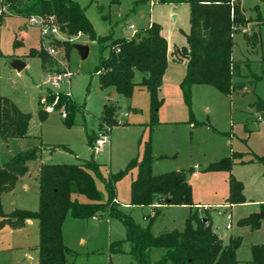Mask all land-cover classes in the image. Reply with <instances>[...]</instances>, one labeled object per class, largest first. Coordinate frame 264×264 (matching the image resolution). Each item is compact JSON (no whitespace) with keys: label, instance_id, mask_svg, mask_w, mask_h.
Wrapping results in <instances>:
<instances>
[{"label":"rangeland","instance_id":"rangeland-1","mask_svg":"<svg viewBox=\"0 0 264 264\" xmlns=\"http://www.w3.org/2000/svg\"><path fill=\"white\" fill-rule=\"evenodd\" d=\"M74 1L84 9L96 36L111 34L114 39H129L134 37L130 26L139 33L150 23H157L171 46H186L185 35L190 27L186 4H159L154 0H118V3L112 0ZM239 3L248 23L233 35L232 58L239 63L240 73L247 82L243 90L224 96L210 86L192 85L188 106L180 90L186 68L169 54L158 92V98L162 100L157 111L158 125L151 130L148 124L149 96L145 89L135 86L131 98L125 99L119 95L112 97V91L100 88L94 71L100 57L108 55L107 48L101 50L96 41H90L86 36L74 37L69 44L86 45L88 55L81 59L71 48L65 57L62 42L67 39L63 35L43 36L39 27L29 25L23 18H3L0 22V96L9 99L31 119L26 137L0 140V165L22 152L37 149L38 154L36 160L28 163V171L24 175L29 181L28 191L23 192L18 186L14 194L12 191L2 195V210L38 209L34 182L40 165H73L91 159L99 166V177L93 176L95 186L106 200L100 177L107 179L125 171L132 160L140 161L144 143L150 141L152 175L182 172L192 188V201L203 204V208L169 206L161 209L152 225V233L182 230L189 213L197 212L200 217L210 218L212 231L223 237L226 244L231 237H241L242 244L236 251V259L240 264H248L251 247L264 245V219L254 231L237 225L240 219L250 214L259 211V216L262 213L260 207L264 204V123L257 122V117L264 119V116L254 107L258 99L264 102V0H239ZM1 14L5 15L4 12ZM44 26L49 28L50 22H45ZM252 33L258 37L254 46L247 44L244 35ZM14 41L18 43L16 47ZM47 48L55 51L51 55L52 63L43 66L38 55L31 56L30 51H46ZM13 60L22 61L25 68L20 72L12 69L10 64ZM64 71L71 74L69 79L46 81L48 73ZM250 73L260 80L251 82ZM141 78L142 74L136 73L134 82L138 84ZM49 92L68 95L81 108V112L75 114L71 127L64 126L61 111L49 110L51 106L46 103L43 106L47 116L40 121L38 101L43 98L44 102ZM109 104L117 107L115 116L121 124L112 126L105 135L108 143L98 148L94 144L101 133L98 120L103 106ZM251 124L256 127L254 131L249 130ZM93 136L89 145L88 138ZM233 153L241 154L235 163L239 160L247 163L234 165L230 173L206 170L210 164ZM256 157L263 162H256ZM249 159L254 163H248ZM194 173L196 177H193ZM136 175L137 169L131 168L116 182L115 199L120 204H129L130 185ZM230 176L242 183L246 202L244 206L231 210L213 205L226 202ZM22 198L29 203L33 199L36 210L17 208L16 202ZM78 201L87 202L83 196H78ZM119 208L130 214L140 226L146 225L143 217L150 214L148 208ZM228 224L231 229H226ZM124 234L122 224L105 214L96 221L74 219L67 214L62 225L63 244L71 251L66 258L67 264H130L131 259L126 254L108 252L109 243L123 239ZM121 249L126 251L128 244L123 243ZM18 253L0 252V262L17 259L20 257ZM160 254L161 250H152L151 259L156 260Z\"/></svg>","mask_w":264,"mask_h":264},{"label":"trees","instance_id":"trees-1","mask_svg":"<svg viewBox=\"0 0 264 264\" xmlns=\"http://www.w3.org/2000/svg\"><path fill=\"white\" fill-rule=\"evenodd\" d=\"M112 1L118 3V0ZM154 1L169 5L186 4L189 7L190 27L189 33L185 35L186 46H173L170 52L171 57L186 68L180 82L186 105L190 106L192 85L210 86L224 96L242 91L247 82L240 73L239 63L232 58L233 35L248 23L239 0ZM1 8H5L7 13L0 14V22L5 17H20L27 22L31 17L52 19L59 34L67 39L62 42L65 57L72 48L70 39L78 35L96 41L101 50L107 48L108 55L100 57L94 71L100 88L125 99L131 98L135 86L145 89L150 103V130L158 125L157 111L162 104L158 92L168 64V43L161 34L160 25L150 23L134 37L114 39L111 34L96 36L84 9L74 0H0ZM244 35L247 44L254 46L257 43L256 33ZM13 45L16 47L18 43L14 41ZM30 55H38L43 66L52 63V57L43 49L38 52L31 50ZM136 73L142 74L138 84L134 82ZM249 77L253 83L260 80L253 73ZM43 103L64 114L63 123L67 128L73 125L75 114L81 112V108L68 95L49 92L44 102L43 98L38 101L40 121H44L47 116ZM254 107L264 116V102L258 99ZM116 108L114 104L103 106L98 120L100 130H110L112 126L121 124L115 116ZM30 119L29 114L20 112L9 99L0 96V140L26 137ZM92 138L94 136L88 138L89 145ZM60 147L67 149L65 146ZM37 154V149L22 152L0 165V229H20L26 220H36L39 232L38 264H67L66 258L71 251L62 240V225L67 214L74 219H98L105 214L109 219L119 221L124 228V238L110 242L108 252L126 254L131 259L130 264H240L236 259V251L241 247V237H231L227 244H223L221 237L212 231L210 218L200 217L197 212L189 213L182 230L157 235L152 233V225L162 208L192 207L194 204L192 188L186 183L182 172L152 175L150 141L144 143L140 161L132 160L125 171L110 175L107 179L100 177L107 194L106 200H103L95 186L93 176L99 177V166L93 159L73 165L42 164L37 175L38 209H16L4 214L2 195L13 191L19 179L27 173L28 163L37 159ZM240 156L233 153L210 164L206 170L230 173L234 165L245 163L242 160L234 162ZM255 161L263 162V159L256 157ZM252 162L250 160L248 163ZM131 168L137 169V175L130 185L128 205L151 208V213L145 216L147 220L144 227L137 224L130 214L123 212L119 208L122 204L115 199L116 182ZM242 192V183L230 176L229 196L225 203L231 206L244 204ZM78 196L85 197L87 202H79ZM260 209L264 213V204ZM237 225L247 226L250 231L258 229V214L240 219ZM123 243L128 244L126 251L121 249ZM154 249L161 250L156 260L151 259ZM248 264H264V245L251 247Z\"/></svg>","mask_w":264,"mask_h":264},{"label":"crops","instance_id":"crops-1","mask_svg":"<svg viewBox=\"0 0 264 264\" xmlns=\"http://www.w3.org/2000/svg\"><path fill=\"white\" fill-rule=\"evenodd\" d=\"M161 34L164 38H166L162 32H161ZM166 40H167V38H166ZM167 43H168V55H169L170 52L172 51L173 46H176V45L171 46L169 44L168 40H167ZM178 48H180V47H178ZM167 66H168V64H167ZM113 93L114 92L111 93V96L112 97L116 96V94L114 93V95H113ZM258 123H260V122H258ZM255 129H256L255 125H253V124L249 125L250 131H254ZM250 160L251 159H249L247 161H250ZM244 162L247 163L246 161H244ZM252 163H254V162H252ZM193 172H194V169H193ZM194 174H193V177H196V174H195V176H194ZM37 175H38V171L36 173V177H37ZM34 183L36 186L35 189H36L37 194H38V181L36 180ZM18 186L20 187L21 191H23V192L28 191L29 181L26 180V176H23L22 178L19 179V181L17 182V184L15 186V189L13 190L12 193L11 192L10 193L14 194V192ZM3 197L4 196L1 197V204L3 201ZM16 203L18 204L17 208H19V209L36 210V206H35L36 203H34L33 199L31 201V203H29L28 201H26V199L22 198ZM193 204H194L193 208H203V204H196L194 202H193ZM245 204H246V202L244 204H241V205L231 206V205L223 202L222 204H213V205L223 206L225 209L231 210L234 207L244 206ZM206 205L207 204H204V206H206ZM208 206H210V205H208ZM122 207L127 208V209L132 208V206H129L128 204L127 205L124 204V205H122ZM137 208H140V207H137ZM145 208H148L150 210L149 212L151 213L150 207H144V208H140V209H145ZM12 211L13 210H11V211L4 210L3 212H4V214H9ZM258 212H255V213H258ZM228 217H229L228 219L230 220L231 219L230 216H228ZM92 221H96V220H92ZM226 229H231V225H229V228L226 227ZM221 239L223 241V244H226L223 237H221ZM82 242L83 241L80 240V243H82ZM38 245H39V232H38V222L36 220H26L24 226L20 229L14 230V229H11L9 227L1 228L0 229V252H3V253L4 252H19L20 254L19 253L18 254L20 257L17 259L11 258L7 262H4V263L0 262V264H38V255H39L38 254L39 253Z\"/></svg>","mask_w":264,"mask_h":264},{"label":"built area","instance_id":"built-area-1","mask_svg":"<svg viewBox=\"0 0 264 264\" xmlns=\"http://www.w3.org/2000/svg\"><path fill=\"white\" fill-rule=\"evenodd\" d=\"M155 2V1H154ZM4 12V14L7 13L6 9L5 8H1L0 9V14ZM49 21L50 22V26L49 28H45V22ZM28 24L31 25V26H37L41 29L42 31V34L43 36L45 35H57L59 32H58V29L57 27L54 25V23L52 22V19H49V20H44L43 18L41 17H31L29 20H28ZM130 29L133 30V35L135 36L137 34V31L134 30L133 26H130ZM245 32V31H244ZM81 35H78L77 37H79ZM50 39V38H49ZM54 51L52 48H47L46 49V52L51 56L54 54ZM71 76V74L69 72H60V73H54V74H50L48 73L47 74V77H46V81L49 80V79H52L54 80L55 82H61L65 79H69ZM49 110H52V108H49ZM62 117H64V114H62ZM257 121L258 122H263L264 123V119L261 118V117H257ZM109 131V129H103L101 130V133L99 134V136L97 137V139L95 140L94 144L96 147L98 148H101L103 147L105 144L108 143V139L107 137L105 136L107 134V132ZM195 176V174H194ZM153 214H151L152 216ZM229 218V217H228ZM92 220H97L96 217H92L91 218ZM145 221L147 220L146 217L143 218ZM227 228H229V224L227 225Z\"/></svg>","mask_w":264,"mask_h":264},{"label":"water","instance_id":"water-1","mask_svg":"<svg viewBox=\"0 0 264 264\" xmlns=\"http://www.w3.org/2000/svg\"><path fill=\"white\" fill-rule=\"evenodd\" d=\"M72 48L77 52V54L81 59H85L87 57L88 47L86 45H72ZM10 66L12 67V69L16 70L17 72H20L25 68V64L20 60H13ZM263 219H264V213H260V215L258 216V220H263Z\"/></svg>","mask_w":264,"mask_h":264}]
</instances>
